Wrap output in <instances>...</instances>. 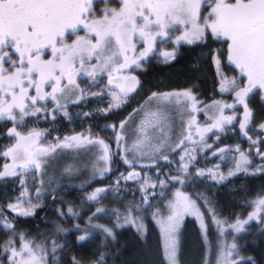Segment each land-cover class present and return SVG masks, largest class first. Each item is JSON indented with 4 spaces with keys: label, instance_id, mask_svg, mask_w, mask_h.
Masks as SVG:
<instances>
[{
    "label": "snow or ice",
    "instance_id": "snow-or-ice-1",
    "mask_svg": "<svg viewBox=\"0 0 264 264\" xmlns=\"http://www.w3.org/2000/svg\"><path fill=\"white\" fill-rule=\"evenodd\" d=\"M97 2L0 0V121L12 123L6 136L15 141L0 152V158L6 161L0 170V179L19 178L21 186L15 203H7V211L0 204V227L6 235L10 233L0 243V264H63L57 253L71 249L66 243H58L56 237L70 231L83 233L77 237V242L90 238L92 230L101 232L106 241L108 238L114 241L115 230L130 225L142 238H146L144 217L137 213H145L153 207L157 188L161 190L159 196L163 197L169 185L184 187L187 178L193 176V167L196 169L195 178H207L218 184L238 172L247 173L252 167V149H255V155L262 161L256 171L264 174V123L252 132L254 113L249 107L250 94L254 90H258L257 94L261 95V104L264 105V0H116L118 7H105L99 10L102 14H98L95 6ZM104 2L107 4L111 0ZM197 41L204 42L205 46L209 42L221 45L214 50L216 54L212 60L216 67L219 92L232 94L233 103L213 100L202 109L199 105L203 101L191 89L152 92L139 109H134L118 125L109 126L114 133L115 153L104 139H93L91 129L87 133L65 136L63 141L57 137L58 143L50 147L40 146L46 130H18L25 125L27 117H35L38 121L43 113L46 118L49 115V103L53 106L51 114L54 122L55 114L62 110L64 117L70 119L67 111L70 103L80 105L89 98L102 102L107 95L110 98L108 106L97 108L98 112L107 116L114 109H121L129 94L136 92L141 81L132 72L141 68L150 56L168 63L176 59L177 48L182 42L191 45ZM166 45L174 47L169 51ZM212 51L209 49L210 53ZM224 58L236 75L229 77L222 71ZM105 76L107 83L101 86ZM85 79L89 83L81 87V81ZM93 88H100V91L94 92ZM153 102L155 111L151 110ZM237 105L243 106V116L238 121L239 133L247 138L249 150L245 152L237 144L213 151L212 145L206 142V134L213 130L222 133L226 126L235 129ZM169 106L187 110L189 115L186 126L181 121L179 139L174 143L169 135ZM225 109L231 110L233 114L226 115ZM201 111L207 118L203 127L194 115ZM141 112L144 118L138 127L139 135L131 147L123 148L121 154V144H126L125 129L133 116ZM149 130L158 135H150ZM194 135L198 138H194ZM85 143L101 148L98 160L103 164L94 166V174L98 173L101 178L112 171L114 155H120L123 164L131 169L126 174L121 172L113 186L96 188L87 194L86 201L100 204L110 192H115L119 197L121 181L125 188L128 182L138 185V189L131 191L133 194L136 190L140 192V201L137 203L133 200L123 212L119 208L109 212L103 206L96 207L83 227L76 223L73 229H68L56 223L54 232L41 233L46 237L43 241L29 239L17 228L16 222L20 217H35L46 186L44 177L48 176L46 168L50 160L55 158L57 149L78 147ZM177 151L180 153L179 161L169 159ZM208 151H212V158L218 156L222 162L227 152L234 151L239 155L231 158L234 167L225 175L220 171V164L212 168L196 167L199 153L203 152L207 161ZM128 153H132L131 159ZM160 159L169 165L176 164L174 169L170 168L167 174H163L164 178H161L159 171L155 176L149 175L152 168L159 169ZM142 160L147 163H140ZM138 166L141 171L135 170ZM75 171L72 166L64 169L69 175ZM37 172L40 174L38 184L37 177L32 176L37 201L33 203L27 180L22 177ZM54 182V177L48 176L47 184ZM55 192L53 188L49 194L54 196ZM251 204L253 211L246 219L237 216L230 222L227 218H219L210 201L203 198V207L211 216L221 238L228 235L229 229L232 233L243 232L252 221L264 225V195L258 196ZM166 208V216L161 214L159 207L151 213L152 219L160 227L164 264H180L178 232L186 215H193L200 222L207 249L203 264H212L210 256L213 249L208 239L205 211L201 210L197 200L177 189ZM56 212L61 219L67 216L81 218L71 205L67 214L63 208L56 209ZM9 213L16 215L10 216ZM108 215L114 217L109 223H93L101 216ZM261 235H264V228L261 229ZM235 241V235L231 243L225 239L218 241L215 264H257L254 257L241 255L240 246ZM107 247L106 243L98 247L95 259L85 261L72 256L68 264H108L110 253Z\"/></svg>",
    "mask_w": 264,
    "mask_h": 264
},
{
    "label": "trees",
    "instance_id": "trees-1",
    "mask_svg": "<svg viewBox=\"0 0 264 264\" xmlns=\"http://www.w3.org/2000/svg\"><path fill=\"white\" fill-rule=\"evenodd\" d=\"M219 47H221L219 43L213 44L209 42L205 46L204 42L201 41H197L191 45L186 43L181 44L176 53L175 60L168 63H156V65L150 63L146 66L145 70L140 72L143 92L148 93L152 90L167 89H191L203 103L214 99L222 100L227 96L221 94L218 90V77L216 76L212 60L214 49ZM209 49L213 51L210 53ZM222 65L227 74L236 75V72L231 70L232 66L228 65L226 58L223 59ZM254 102L257 106L262 107L257 97H254ZM229 132L227 131L223 134L219 146H230L226 144L234 142L235 134ZM252 158L256 163L261 162V159H258L254 153ZM210 162L211 159L208 155L207 161L204 157L203 160L201 159L199 161V164L206 166ZM168 167H171V165H168ZM127 169L128 167L125 165L124 172ZM155 169L152 168V171L156 172ZM128 183L132 184V182ZM191 188L199 193L203 192L211 196L212 202H214V205L217 206L222 214L236 215L240 211L246 212L247 214L249 206L243 202L249 197L264 192V174L241 180L237 185L238 189L232 192L225 190L223 186L220 187V190L215 191L212 184L210 186L203 178L194 180ZM3 190L5 192V188ZM86 190L87 188L85 186L79 189H70L69 194L65 198H59L61 192L58 191H56L58 193L54 198H51L52 195L50 194L47 195L44 205L36 210L35 217H20L16 222L17 228L27 236L34 237L37 242H41L46 238L41 233L54 232L55 223L57 222H60L63 227L68 229H73L76 223H80L83 227L86 224V222L84 223V219L87 221V217L95 210L96 204L83 205L82 208H84V211L80 213V219L71 216H67L66 219H61L58 217L56 209L60 203L67 201L78 212V209L81 207L80 204L84 202L82 201V196ZM129 192L125 191L122 192V195H119V197H124V199H120L117 195L115 198L111 197V193H109V195L101 200L100 205H104L107 202L110 206L121 207V203L125 205L131 202V200H135L138 203L140 200H137L132 195L130 197L128 195ZM79 211L81 212V209ZM112 219L111 215L101 216L95 222L107 224ZM146 228V238H142L136 229L130 225L116 229V239L114 241L111 238H108L106 241L101 232L93 231L90 238L83 242H77V237L83 233L70 231L66 234H61L59 238L57 237V241L60 244L66 243L71 250L62 253L58 252L57 255L62 258L63 264H68L69 258L72 256H75L77 259L89 261L95 259L98 255L96 249L106 243L108 246L107 251L110 253L108 256V264H164L158 228L150 219L146 220ZM262 228H264L262 225L253 221L237 237L241 254L245 257H254L257 264H264V235H261ZM0 235L4 238L3 234ZM181 241L182 264H202L206 255V247L200 225L195 219L191 217L186 218L181 233Z\"/></svg>",
    "mask_w": 264,
    "mask_h": 264
},
{
    "label": "rangeland",
    "instance_id": "rangeland-1",
    "mask_svg": "<svg viewBox=\"0 0 264 264\" xmlns=\"http://www.w3.org/2000/svg\"><path fill=\"white\" fill-rule=\"evenodd\" d=\"M95 6H96V9L98 11V14H102V12H100L99 10H101V9H103L105 7H118V4L116 3V0H111V2L107 3V4H105L104 0H98V2L96 3ZM179 34L180 33H176V35H179ZM166 46L174 47V45H166ZM215 54L216 53L214 51L213 56ZM213 65H214L215 73H216L215 64L213 63ZM221 68H222V71L224 72L223 65L221 66ZM226 75H228V74H226ZM228 76L231 77L233 75H228ZM218 89H219V86H218ZM173 90H182V89H167V90H161L159 92H170V91H173ZM154 92H157V90L154 91ZM224 94H229V93H224ZM233 99H234V97H232V103H233ZM146 100H147V98H146ZM221 101H223V100H221ZM211 103L212 102H210L208 104L203 103V104H200L199 107L203 109L204 105H210ZM151 110L155 111V102H153ZM167 111H168V114H169V120H168V125L170 127L169 135L171 136L172 141L174 143L175 141H177L179 139V134L181 132V121L183 120L184 124L186 126V123H187V120L189 118V115H188V111L187 110H184V109H181V108H177L176 106H169ZM84 113H91L92 115L91 116H85ZM100 114L101 113L97 111V108L93 109V110H89V111H87V110L86 111L85 110L84 111H79V110L74 111L71 114H69L70 119L67 118V119H69V123H70L69 127L72 128V129H76L77 128V130H79L81 128V125L84 124L83 123L84 120H86L88 117L91 118V117L99 116ZM209 114H211V112H209ZM194 115L196 116V120L198 121L199 125L201 127H203L205 125V122H206V119H207L205 114H204V112L201 111V112L195 113ZM143 118H144V113L141 112L139 115L136 116V118H133L132 120L129 121V124H128V126L125 129L126 144L123 143L121 154H123V148L125 146L131 147L133 141L137 139V136L139 135L138 127H139L141 119H143ZM71 122L72 123L76 122V124L74 125ZM149 134L150 135H158V133H153L151 130H149ZM208 135H209V133L206 134V137H208ZM194 138H198V137H195V135H194ZM48 143L50 145H52L53 141L52 140H48ZM188 147H191V145H188ZM100 154H101V152L99 151V148L97 146L88 145L86 143L84 145L78 146V147L67 148V149H57V153L55 155V158L50 160V163H49L48 167L46 168L48 176L54 177V181L55 182L52 183L51 185H48L47 184L48 176L44 177V179L46 181V186H45V189H44V191L42 193V200L39 202L40 203V207L43 206L44 203H45V199H43V198L46 197L47 195H49L48 193H50L53 188L58 190V188H60V187H66V188H62V189L60 188V191H59V192H61L59 194L60 195L59 198L60 197L61 198L62 197L65 198V196H67L69 194L68 192L70 191V189H74V188L75 189H79V188H83L84 187L83 185H76V183H77L76 180L77 179L84 178L86 180H91V178H93V179L99 178L100 176H99L98 173L94 174V166L97 165L98 163L100 165L103 164L102 161L98 160ZM179 155H180V153H179V151H177L176 155L175 156H170L169 159L174 160V161H179ZM238 155L239 154L234 152V151L233 152H227L225 154L223 162L219 158L218 160L212 161L210 164H207L206 166H202L201 164H199V161H201V159L203 160V158L205 157V154L203 152H201L197 156L196 167H199V168H212L214 165L220 164L221 165L220 171L223 172L225 175H227L229 169L234 167V161L231 158L233 156H237L238 157ZM117 156L120 158V155H117ZM128 156L131 159L132 158V153H128ZM207 156H208V153H207ZM140 163H147V161L146 160H142V161H140ZM166 163L167 162L162 160V159L159 160V164L160 165L166 164ZM260 165L261 164H256L255 160L252 159V167L249 169V171L247 173L238 172L234 176L228 177L227 180H225V181H223L221 183H218V184L214 183L210 179H207V178H203V179L207 183H209L210 186L212 184V187H213V189L215 191L220 190V187L223 186V187H225L224 188L225 190H229V191L232 192V191H236L238 189L237 185L240 183L241 180H243V179H245L247 177H253V176H257V175L261 174L260 172L256 171V169L259 168ZM68 166H72L77 171H75L71 175L66 174L64 172V169L66 167H68ZM175 167H176V164L173 163V164H171V167L166 168V170H161V169H155V170H156V172L159 171L162 174L161 178H164L163 174H167L169 172L170 168L174 169ZM195 170H196L195 167H193L191 169V171L193 172V176L187 178V183H186V185L184 187H181V185H179V184L169 185L168 188L165 190V195L163 197L159 196V192L161 190L159 188H157L156 189V192H157L156 200L152 201L153 207L149 208L147 212H145V213H137V215H142L144 217L145 225H146V220L147 219L152 220V222L156 225V227L158 228V231H159L161 245H162V250H163V242H162V237H161V233H160V227L156 223V221L152 219L151 213L156 211V208L159 207L160 210H161V214L166 216L168 214L166 205H167L168 200L172 198V194L177 189H180L184 193L188 194L193 199L197 200V203L201 205V210L205 211V223L208 225V239H209V241L211 243V246H212V249H213L212 254L210 256V259L212 260V264H215L216 249H217L218 241L220 239H225L227 242L231 243L233 241V235H235L236 236V241L235 242L238 244L237 237L242 232L241 233H232V231L229 229V233H228V235L226 237H223V238L219 237L217 229H216V226L212 223L211 216L206 212V210L203 207V198H207L210 201L211 206L214 208V210L216 211V213H217L219 218H221V219L227 218L231 222V221H234L237 216H239L241 219H246L248 214L253 211V206H252L251 202L254 201L258 196L264 195V192L263 193H259V194L255 195V196L249 197V198H247L246 201L243 202L244 204L249 206V211H248L247 214H246V212H242V211L238 212L236 215H234V214L233 215L222 214L218 210L217 206L214 205V202H212L213 200H212L211 196H209L208 194L206 195L203 192L199 193L195 189L191 188L192 182L194 180H197V178H195V176H194ZM136 171H140V169L136 168ZM156 172H153L152 169H151V171L149 172V175L155 176ZM253 173H255V174H253ZM172 174H176V173L173 172ZM32 176H36L37 177L36 183L38 184L39 177H40V174L38 172L37 173L26 174L25 177H22V178L27 180L28 187H29V194L33 198V203H37V201L35 200L36 188L33 186ZM117 176H119V175L115 174L112 178H109L108 182H106V186H104V187H96V188H108L110 186H113ZM198 179H201V178H198ZM10 182H12V181H10L9 179H6V180H4V182L2 183V186H1V193H3V194H1V196L2 195L3 196L1 197L2 202L0 204L4 205L6 211H7V203L8 202L15 203L16 197L19 196V195H13L12 197L8 198L10 194H7V192H4L3 189L6 188L7 187L6 185L9 184ZM96 188H94V189H92L90 191H87V193L85 192V194H83L82 201H84V202L80 204L81 207L79 209H81V212L78 209L79 213H82V211H84V208H82L83 205L92 204V203H88L86 201V195L90 194L91 192H93ZM121 188H122V191L119 193V195H122V192H125V191L129 192L130 191L128 193V195L130 197L132 195L137 200H140V198H141L140 192L138 190H136L135 193L133 194V191H131L132 189H138V185L137 184H134L133 182H132V184L128 183L127 187L125 188L124 182L121 181ZM110 193H111L110 194L111 197H115L117 195L115 192H110ZM54 197L55 196H52L51 198H54ZM197 197H201V199H197ZM132 201L133 200H131V202ZM131 202H128L125 205H122V203H121V207L110 206L107 202H105L104 205L96 204V207L103 206L106 209H108L109 212H111V209H113L115 207V208H119L123 212L124 209L126 208V206H128ZM70 205L74 208L75 211H77V209L71 203H69L67 201H64L63 203H60V205L58 206L57 209L63 208L64 212L67 214V209H68V207ZM25 206H27V205H25ZM9 215L10 216H15L16 214L15 213H9ZM187 217H191V218L195 219L198 222V224L200 225V222L193 215H186L184 217L183 221L181 222V226H180V229H179V232H178V237H179V242H180L179 243V260H180V264H182V260H181V253H182L181 233H182V230H183V227H184V223H185V220H186ZM111 218L114 219V217H112V216H111ZM85 222H87V221L84 219V223ZM252 222H250V224ZM57 223L60 224V222H57ZM93 223H98V222H95V220H94ZM99 224H101V223H99ZM247 226L248 225L245 226V230L247 229ZM262 226L264 227V225H262ZM93 231H98V230H92V233H93ZM0 232H1L0 234L4 235L5 239L7 238V235H10V233L6 235L4 233L2 227H0ZM2 238L3 237L0 235V242L1 243L4 240V238L3 239ZM28 238L29 239H33L34 237H29L28 236ZM0 253H2V249H0ZM206 253H207V249H206ZM241 255H243V254H241Z\"/></svg>",
    "mask_w": 264,
    "mask_h": 264
},
{
    "label": "flooded vegetation",
    "instance_id": "flooded-vegetation-1",
    "mask_svg": "<svg viewBox=\"0 0 264 264\" xmlns=\"http://www.w3.org/2000/svg\"><path fill=\"white\" fill-rule=\"evenodd\" d=\"M165 47H167L169 51L172 50V47L170 46H165ZM179 48L180 46L177 48V51L179 50ZM160 62L162 61L158 57L150 56L145 62L142 63L141 68L136 69L135 71L132 72L133 75H136L139 78V80L141 81V85L137 88L136 92L129 94V96L127 97V102L122 105L121 109H114L113 112L107 116L101 113L99 116H96V117H91V118L88 117L86 120H84L83 122L84 124L81 125V128L79 130H77V128L72 129L69 127L70 125L69 119L64 117L63 110L55 114L56 118H55V121L53 122V117L51 114V109L53 106L51 103L48 104L49 115L46 118L43 113L40 114V119L38 121L36 120L35 117H27L25 125L18 128V130L25 131V132L30 128L46 130L45 135L40 140V146L50 147L58 143L56 139L57 137H60V141H63V138L65 136H72L74 134L82 133V132L87 133V131L91 129L92 138L95 139L98 137L100 139H104L106 142L110 143L111 150L113 153H115L117 151V148L115 144L114 133L109 126L112 124L118 125L121 120L127 118L130 113H133L134 109H139L140 106L146 100V98H148V96L152 92L156 91V90H152L148 93L143 92L142 78H140V72H142V70H145L148 64L152 63L156 65V63H160ZM88 83H89L88 80L86 79L82 80L81 87H85ZM106 83H107V77L105 76L104 79L101 81V86H103V84H106ZM92 91L99 92L100 88H93ZM257 92L258 90H254V92L250 94V99H249V107L252 109L254 113V121L251 125L252 132H255L258 130L259 124L264 123V105L260 104L262 107H259L254 102V97H257L261 103V95L257 94ZM226 95L227 97H225L223 101L227 103H232L233 95L232 94H226ZM109 99L110 98L107 95H105V98L102 102L99 100L93 99V98H89L86 102L81 103L80 105H72L70 103L67 108V111L69 112V114H71L72 112L77 111V110L89 111V110L96 109L98 107L106 108L108 106ZM225 114L232 115L233 113L231 110L225 109ZM236 115L238 117V120L235 122V129H233L231 126H226L224 132L221 133L217 130H213L215 134H213V132H210L208 137H206V142L209 145H212L213 151L216 150L217 148L222 147V146H219V144H220L221 139L223 138L222 137L223 134H225L227 131H230L231 133L235 134V140L234 142L230 144H226V145L234 146L238 144L240 145L241 150L246 151V152L249 150V143H248L247 138L243 137L239 133V122L238 121H239V118H242L243 116V106L241 105L236 106ZM136 116L137 115H134L133 118H136ZM72 124L75 125L76 122H73ZM12 126L13 125L11 122L0 121V152L4 150V147L6 145H10L15 142L14 140L8 139L6 136L7 129ZM252 132H250L249 134L252 135ZM253 139H255V136H253ZM48 140H52L53 144L50 145L48 143ZM123 143L124 142H122L121 144V150H122ZM226 145H223V146H226ZM95 146H97L99 148V151L101 152L100 146L99 145H95ZM252 152L255 154V149H252ZM208 155L211 159V162L219 159L218 156L216 158H212V151H208ZM258 159H260V157H258ZM113 160L115 161V163L111 165L112 171L106 174L105 178H101V177L97 179L91 178V180L79 178L76 180L77 182L76 185L85 186L87 188L86 193L87 191H90L96 187L106 186V182H108L109 178H112L115 174L119 175V173L124 172L123 169L125 168V165L123 164L121 158H119L117 155H114ZM5 162L6 161L3 158H0V170H2L3 164ZM7 162L10 163V161H7ZM261 163L262 161L257 162L256 164H261ZM137 168H139L141 171V168L139 166ZM130 170L131 169L128 168L126 172L124 173L126 174L127 171H130ZM7 179L12 181L9 184H7L6 185L7 187L5 188V192H7V194H10L8 198L12 197L13 195H20L21 186L19 183V178L9 177ZM4 180L5 179H0V199L3 196V195L1 196V194H3L1 193V186ZM1 202H2V199L0 200V203Z\"/></svg>",
    "mask_w": 264,
    "mask_h": 264
}]
</instances>
